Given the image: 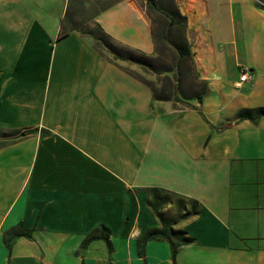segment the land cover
<instances>
[{"label": "crops", "instance_id": "0c3cea01", "mask_svg": "<svg viewBox=\"0 0 264 264\" xmlns=\"http://www.w3.org/2000/svg\"><path fill=\"white\" fill-rule=\"evenodd\" d=\"M176 3L186 86L62 24L66 0H0V264H264V117L237 118L264 107V0ZM94 22L155 56L139 0ZM140 77L180 92L156 99ZM167 224L190 239L174 256L140 245ZM95 230L108 244L81 247Z\"/></svg>", "mask_w": 264, "mask_h": 264}, {"label": "trees", "instance_id": "16d2710c", "mask_svg": "<svg viewBox=\"0 0 264 264\" xmlns=\"http://www.w3.org/2000/svg\"><path fill=\"white\" fill-rule=\"evenodd\" d=\"M111 4L103 7V10L110 6ZM99 10V11H100ZM159 13L164 17L163 27L158 32H155L152 28V38L155 45V56L147 57L144 54L128 48L122 44L115 42L108 34H106L98 25L95 23L94 30L87 34L91 35L96 42L105 49H107L115 59L128 60L140 65L144 70L154 71L155 73L161 74L162 72H174L176 75L182 74L184 71H189L192 68V58L189 43L186 38V17L182 15L175 3L170 4L169 7L162 4L161 0H146V13L150 20L152 21V13ZM65 23L73 29H78L81 32L82 29L74 24L71 20L70 13L68 11V6L65 12ZM173 31H176L175 33ZM158 41H162L163 45L158 48ZM169 51L172 59L168 62L164 61V52ZM156 63L164 66L162 69L156 67ZM129 71V70H128ZM131 73V71H129ZM140 79L149 86L153 92V96L156 99H169L171 97H177L178 92H180L179 84L171 85L167 84L164 78H157L156 81H150L145 78L140 77ZM176 81L179 79L176 77ZM264 117V107H256L252 109H244L238 113L237 118L250 119L253 121ZM106 232L98 233V230L90 232L86 238L83 240L81 247L85 248L94 239H104L108 244V234ZM182 231H175L170 225H164L160 228L148 229L142 235L139 240L142 246L148 240L152 239H164L167 240L172 248V255L174 256L177 248L190 241L189 238L182 236ZM184 234V233H183ZM28 236L30 233L28 231H15L14 236ZM177 237V238H176ZM176 239V240H175ZM9 240L7 245L11 246V241Z\"/></svg>", "mask_w": 264, "mask_h": 264}, {"label": "rangeland", "instance_id": "374dc122", "mask_svg": "<svg viewBox=\"0 0 264 264\" xmlns=\"http://www.w3.org/2000/svg\"><path fill=\"white\" fill-rule=\"evenodd\" d=\"M116 0H66V7L68 6V11L70 13L71 20L74 24H77L82 31H85L84 33H89L94 30L95 22H94V17L95 14L102 9L103 7L115 2ZM140 3H143L146 5V0H139ZM162 4L169 7L170 4L172 3V0H161ZM173 3L176 4V0H173ZM178 7V6H177ZM59 8V5H58ZM62 24L65 22V16L61 19ZM164 17L159 14V13H152V28L154 29L155 32H158L159 29L161 30L163 25ZM70 26V24H69ZM174 33L176 31H173ZM91 36V35H90ZM94 39V38H93ZM95 40V39H94ZM96 42V40H95ZM98 44V43H97ZM100 45V44H99ZM163 45L162 41H158V48H161ZM102 46V45H101ZM104 48V46H102ZM107 50V49H106ZM164 61L168 62L172 59L169 51L164 52ZM140 66V65H139ZM141 67V66H140ZM156 67L159 69H162L164 66L160 65L159 63H156ZM141 69L143 71L151 72V74H158L155 73L154 71H149V70H144L142 67ZM174 70V75L179 79L182 85L186 86V81H188L189 77L191 76V70L189 71H184L182 74L179 76L175 74ZM163 73V72H162ZM158 78V77H157ZM157 80V79H156ZM152 80V81H156ZM167 84H169L167 81H164ZM180 86V83H179Z\"/></svg>", "mask_w": 264, "mask_h": 264}, {"label": "built area", "instance_id": "2783aa9c", "mask_svg": "<svg viewBox=\"0 0 264 264\" xmlns=\"http://www.w3.org/2000/svg\"><path fill=\"white\" fill-rule=\"evenodd\" d=\"M253 77V74L245 67L240 69L239 81L236 83L239 86L241 83L249 81Z\"/></svg>", "mask_w": 264, "mask_h": 264}]
</instances>
